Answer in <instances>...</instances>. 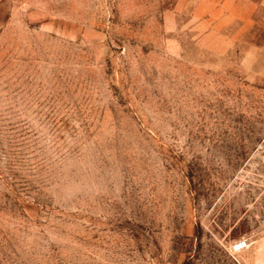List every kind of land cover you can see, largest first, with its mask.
Here are the masks:
<instances>
[{"label": "rangeland", "instance_id": "1", "mask_svg": "<svg viewBox=\"0 0 264 264\" xmlns=\"http://www.w3.org/2000/svg\"><path fill=\"white\" fill-rule=\"evenodd\" d=\"M0 264H264V0H0Z\"/></svg>", "mask_w": 264, "mask_h": 264}, {"label": "built area", "instance_id": "2", "mask_svg": "<svg viewBox=\"0 0 264 264\" xmlns=\"http://www.w3.org/2000/svg\"><path fill=\"white\" fill-rule=\"evenodd\" d=\"M243 246H244V242H237L234 244V247L237 249H241L243 248Z\"/></svg>", "mask_w": 264, "mask_h": 264}]
</instances>
